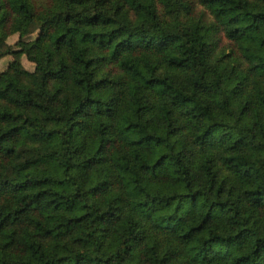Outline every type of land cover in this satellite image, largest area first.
I'll return each instance as SVG.
<instances>
[{
	"label": "trees",
	"instance_id": "16d2710c",
	"mask_svg": "<svg viewBox=\"0 0 264 264\" xmlns=\"http://www.w3.org/2000/svg\"><path fill=\"white\" fill-rule=\"evenodd\" d=\"M0 44V264H264V0H0Z\"/></svg>",
	"mask_w": 264,
	"mask_h": 264
},
{
	"label": "rangeland",
	"instance_id": "374dc122",
	"mask_svg": "<svg viewBox=\"0 0 264 264\" xmlns=\"http://www.w3.org/2000/svg\"><path fill=\"white\" fill-rule=\"evenodd\" d=\"M203 11L202 7H198V13L200 14ZM38 29L36 28V31L32 34V38L35 37V35L37 34ZM19 35L18 34H14L12 35L9 39H8V44L10 45L9 47L7 46L6 49L7 51L9 50H16L18 49V46H16V41L18 40ZM2 51V45L0 44V52ZM13 60V55L11 53H5V54H1L0 53V73H2L3 71H5L8 67L10 62ZM21 62L23 67H25L28 70H34V64L29 61L25 55H23L21 57Z\"/></svg>",
	"mask_w": 264,
	"mask_h": 264
}]
</instances>
